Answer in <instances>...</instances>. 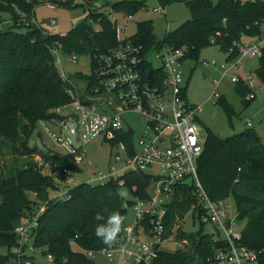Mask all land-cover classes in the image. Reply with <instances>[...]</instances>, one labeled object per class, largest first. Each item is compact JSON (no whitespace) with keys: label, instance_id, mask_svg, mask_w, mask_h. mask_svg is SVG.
<instances>
[{"label":"trees","instance_id":"16d2710c","mask_svg":"<svg viewBox=\"0 0 264 264\" xmlns=\"http://www.w3.org/2000/svg\"><path fill=\"white\" fill-rule=\"evenodd\" d=\"M46 1L0 0V13L8 12L11 21L3 26L6 19L0 14V244L14 243L13 229L23 209L29 206V192L33 191L39 201L47 200L39 218L35 244L45 247L56 259L64 258L65 264H96L78 248L95 250L107 245L93 233L97 223L95 213L119 212L122 216L119 235L126 223V209L133 202L119 195L120 188L125 187L132 198L146 199L152 175L144 170H127L103 182L81 181L68 187L64 198H50V191L59 189L57 180L67 177L61 168L80 170L63 155L56 152L49 155L28 142L39 120L48 118L54 107L70 101L71 81L60 76L52 49L58 44L61 53L88 54L92 70L96 56L107 52L117 41L109 13L99 9H89L88 13L98 22V29L84 19L65 33L45 32L28 20L35 7ZM170 1L184 2L190 18L167 31L159 41L154 39L149 20L138 21L130 39L141 44L144 51L160 42L172 47L188 44L191 50L186 57L197 59L200 50L215 44L227 52L226 58H231L237 55L242 36L262 34L264 0H165V3ZM57 3L68 4L67 0ZM144 7L143 0L110 3L111 12L134 14ZM13 26L24 27V31ZM257 58L255 75L264 83V45ZM155 74L163 73L154 69V79ZM235 91L244 106L254 96V91L241 79L235 83ZM214 103L220 104L228 114L232 112L224 96L220 95ZM202 127L205 140L197 160L202 186L211 199L233 197L235 219L244 220L239 241L258 249L264 246V144L250 126L226 137L215 134L204 124ZM130 136L129 132L127 137ZM3 149L11 161L1 158ZM37 153L50 165L59 164L56 177L42 171L34 159ZM192 204V215L200 217L203 209L192 188L178 185L167 203L168 231L174 219L183 218ZM176 235L178 239H186L183 247L174 252L160 248L152 264H213L211 255L219 244L212 240L210 232H204L202 226L188 233L179 227Z\"/></svg>","mask_w":264,"mask_h":264},{"label":"built area","instance_id":"2783aa9c","mask_svg":"<svg viewBox=\"0 0 264 264\" xmlns=\"http://www.w3.org/2000/svg\"><path fill=\"white\" fill-rule=\"evenodd\" d=\"M78 1V0H72ZM50 7L53 2L46 1ZM165 0H157L153 10L165 13ZM115 12V11H114ZM133 20V14L121 11L115 12ZM114 26L116 45L107 52L96 56L95 66L89 78L85 81L84 95L80 94L73 82L68 88L70 101L52 109V114L43 123L46 134L55 143L62 146L71 158V163H84L82 144L97 136L118 144L119 151L113 153V161L122 163L128 170H144L156 167L158 172L152 175V191L146 199L134 197L131 207L133 216L125 223L121 233L110 245L91 250L78 247L88 257L94 253L105 255L108 261L119 262L128 258L134 264H152L157 257L160 246L172 239L183 247L186 239H178L177 229L184 224L183 218L176 217L167 230V203L178 185L190 186L196 194L197 203L203 209L200 215L203 222L209 221L214 230L210 233L212 240L219 245L211 255L213 264H264V246L258 249L249 248L240 243V229L235 216L230 215V202L226 198L211 199L205 192L198 176L197 160L202 151L205 132L198 122L199 105L188 103L183 93L182 61L190 53L191 46L182 44L176 47L160 42L144 51L141 44H136L130 35L124 34L128 25L118 23L117 17L109 14ZM40 26L33 15L28 20ZM25 22V23H29ZM48 22L54 24L53 17ZM264 45V32L246 44L238 43L237 55L225 58L218 65L219 80L229 76L236 83L240 79L252 90L256 88L252 73L245 70L243 59L259 57ZM55 62L59 61V45L53 47ZM150 54L159 61L158 67H153ZM71 60L75 54H70ZM205 66H215L214 60H202ZM154 69H161L162 75L155 74ZM151 70L150 78H147ZM63 78H67L63 70H59ZM219 80H214L217 84ZM92 81V82H91ZM91 82V83H90ZM90 83V84H89ZM213 96H218L216 90ZM211 96L210 98H213ZM134 112L140 119L143 129L138 138V149L134 147L131 128L122 127V114ZM47 124H53L51 129ZM246 124L250 121L246 118ZM128 139V142L126 141ZM78 143V145H77ZM42 152L54 154L49 147L42 146ZM56 153H58L56 151ZM36 161L44 173L56 177L59 164L50 165L43 162L40 154ZM41 165H46L44 168ZM48 167V169H45ZM45 170V171H44ZM67 176L72 173L70 168H61ZM115 170L108 177L98 172L99 180L89 183L103 182L114 177ZM149 173V172H148ZM122 183V180H119ZM66 196V191H59L50 198ZM31 202L23 209L18 224L14 227V243L6 246L0 253V264H65V259H56L47 250L41 256L32 253L36 246L34 238L38 228L39 218L45 209V201H39L36 193L29 192ZM194 204L188 211L192 212Z\"/></svg>","mask_w":264,"mask_h":264},{"label":"rangeland","instance_id":"374dc122","mask_svg":"<svg viewBox=\"0 0 264 264\" xmlns=\"http://www.w3.org/2000/svg\"><path fill=\"white\" fill-rule=\"evenodd\" d=\"M59 1L63 0H49V2L55 4L54 7H50L47 2H41L34 9V18L45 32L62 34L84 19H86L94 29H98V22L91 19L88 13L89 9H99L105 13L116 16L118 23L128 25L126 31H124L126 35H131L135 32L138 21L149 20L151 22V30L154 39L155 41H159L165 37L167 31L173 30L190 18L188 8L184 2L180 1L164 3L165 13H160L153 10L154 7H157V0H143L145 2V7L133 14V20L131 22H128L125 16L111 12L110 3L119 0H78L76 2L67 0L68 4L66 5L58 4L57 2ZM0 14L3 19H7L9 22L10 14L8 12H1ZM50 17L54 18V24L48 22V18ZM9 24H11V21L7 24L4 22L2 25L8 26ZM12 28L17 31H24V27L13 26ZM262 32H264V24L262 25ZM255 38L256 37L242 36L241 42L246 44ZM57 55L59 58V61L56 62L58 69L63 70L65 75L70 78L81 94L85 91V81L91 74L89 55L84 53L77 54L72 60L69 54L60 52ZM226 57V51L220 49L215 44H211L199 51L197 59L194 57L184 58L181 66L183 71L182 88L185 98L188 103L199 105L197 117L201 126L204 124L215 134L226 137L248 127L244 120L246 117L250 121L249 126L257 131L261 142L264 144V83L260 82L255 75L258 58L247 57L243 59L244 68L252 73L256 85L253 98L247 106H244L240 96L235 91V83L230 81L229 76H225L219 80L220 69L218 65L222 63ZM202 60H214L216 65L205 66ZM150 61L153 67H158L160 64L153 54H150ZM214 80H219V82L216 84ZM214 90L218 92L219 96H224L231 105L232 112H230V114H228L220 104L214 103L218 99V96H213ZM211 96H213V98H210ZM47 125L51 129L55 128L53 124ZM128 126L131 128V139L134 147L138 149L137 140L141 137L143 126L134 112H124L122 114V127L128 128ZM28 142L31 147H37L39 150H42V146L46 145L49 147V150H53L54 152L57 151L71 162V158L67 151L62 146L55 144L48 137L43 123L41 122L36 124ZM81 149L85 159L84 162L90 161L91 165H85L82 162L79 164V171L72 172L65 179H58L57 183L59 189L50 191V195L59 191H66L68 187L81 181L87 182L89 179H92L93 182H97L99 180L98 172L108 177L109 173L114 169V177H117L128 170L122 163L113 161L114 152L119 151L122 157L125 155L119 149L118 144L116 145L114 142L106 141L101 136L89 139L82 144ZM2 152L3 156L1 158L6 159L8 162L11 161V159L7 157V153L4 152V149ZM34 159H36L35 156ZM42 161L45 162L44 160ZM41 166L44 168L46 165ZM45 169H48V167H45ZM145 171L156 174L158 169L151 166L146 168ZM149 191H152V186L149 187ZM120 192L123 193L125 198L134 200V197L132 198L125 187H121ZM64 197L65 195L61 198ZM226 200L230 202V215L235 216L236 207L233 197L228 196ZM132 216L133 209L131 206H128L125 213L126 223L130 222ZM183 220L184 224L182 225V230L187 233L197 230L200 226H202L204 232H211L214 230L213 225L209 221L203 222L202 217L200 218L197 215L193 216L190 211L184 215ZM238 223L241 227L244 224V220ZM178 247L179 244L172 239L164 241L160 246L161 249L168 252H174ZM5 250L6 246L0 244V253H4ZM45 250V247L36 245L33 247L32 253L36 256H41L42 252ZM90 259L96 264H116V262L108 261L107 257L101 253H94L90 256ZM117 264L134 263L132 260L124 258L117 262Z\"/></svg>","mask_w":264,"mask_h":264},{"label":"clouds","instance_id":"9594fccd","mask_svg":"<svg viewBox=\"0 0 264 264\" xmlns=\"http://www.w3.org/2000/svg\"><path fill=\"white\" fill-rule=\"evenodd\" d=\"M119 195H123L120 193ZM94 219L97 221L93 227L94 235L104 244L110 245L117 239L121 229L122 216L119 212L113 210L107 215L102 212H96Z\"/></svg>","mask_w":264,"mask_h":264},{"label":"water","instance_id":"95a60500","mask_svg":"<svg viewBox=\"0 0 264 264\" xmlns=\"http://www.w3.org/2000/svg\"><path fill=\"white\" fill-rule=\"evenodd\" d=\"M150 76H151V70L148 71L147 78H150Z\"/></svg>","mask_w":264,"mask_h":264},{"label":"crops","instance_id":"0c3cea01","mask_svg":"<svg viewBox=\"0 0 264 264\" xmlns=\"http://www.w3.org/2000/svg\"><path fill=\"white\" fill-rule=\"evenodd\" d=\"M33 17H34V13H33ZM5 22L8 23L7 19L5 20ZM244 120H245V123H246V117H245ZM38 122H39V121H38ZM38 122H37V123H38Z\"/></svg>","mask_w":264,"mask_h":264}]
</instances>
